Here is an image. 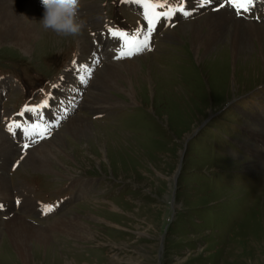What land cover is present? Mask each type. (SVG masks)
I'll use <instances>...</instances> for the list:
<instances>
[{
    "label": "rangeland",
    "instance_id": "1",
    "mask_svg": "<svg viewBox=\"0 0 264 264\" xmlns=\"http://www.w3.org/2000/svg\"><path fill=\"white\" fill-rule=\"evenodd\" d=\"M23 2L33 7L26 24L35 36L27 42L8 36L0 43V129L31 148L44 138H20L17 132L15 138L8 121L22 120L17 113L25 106L45 101L48 107L40 111L46 121L35 119V113L24 117L26 127L35 120L50 127L54 121L46 138L62 130L71 116L81 114L91 122L89 128L77 125L72 134L65 133L63 152L55 149L65 162L54 164L57 176L49 170L32 176L28 171L35 168L19 167L25 153L18 165L13 158L6 168L13 189L6 196L14 197L16 207L22 196L39 198L40 210L51 206L49 214L44 210L27 216L34 223H54L72 210L89 228L81 230L83 238L60 234L49 244L52 248L43 246L40 257L46 264H264V40H255L252 52L243 42L235 59L230 48L226 56L222 51L199 56L203 48L195 51L190 32L182 33L179 25L208 12H236L222 6L225 0H214L193 14H174L160 22L151 50L134 55L136 68L105 73V82L101 79L102 86L94 91L98 72L114 63L120 50L112 46L117 43L107 22L117 16L134 33L146 25L144 17L118 4L125 0H80L79 15L87 27L82 35L63 36L40 25L41 0ZM127 3L137 6L133 0ZM188 3L184 0V8ZM257 10L264 11V0L240 16L253 20ZM171 28L179 39L165 37ZM86 44L91 52L83 58L80 47ZM85 67L92 73L86 84L80 80ZM100 91L107 99L90 101ZM26 139L29 143H23ZM10 212L26 214L20 207ZM1 254L0 264H20L14 254Z\"/></svg>",
    "mask_w": 264,
    "mask_h": 264
},
{
    "label": "bare ground",
    "instance_id": "2",
    "mask_svg": "<svg viewBox=\"0 0 264 264\" xmlns=\"http://www.w3.org/2000/svg\"><path fill=\"white\" fill-rule=\"evenodd\" d=\"M221 1L223 0H218V3ZM213 3H214V0L212 4ZM200 5H201V0H191V3L187 4V6L189 7L188 8L186 7L185 11L193 13L195 10L197 11ZM225 10H222L221 12H219V10L218 12H215V11L208 12L202 19L197 18L195 20L183 21L179 25L180 30H182V33L183 31L190 32V36L192 38V41L194 42L193 44L195 45V48H194L195 51L199 47L203 48V49H199V53H198L199 56L201 54L209 55V53H212L211 55H209L210 57L213 55L218 56L220 55V51H222L221 53L226 56V53L228 52V48H230L232 59L233 58L235 59V57L239 56L240 54L239 46L242 47L243 44L245 43L244 45H247V49L245 50L246 51L249 50L252 52L255 46V43H256L254 41L257 40V42H261L264 40V23L259 24V22L261 21L264 22V20H261V19L257 20L255 18L253 20L251 19L252 20L251 21V20L242 18L240 15H237V13L234 12L230 8H227ZM29 12L33 13V7L24 3L23 0H0V43L4 42V40L7 39L8 36H13L15 37L16 40L18 39L21 42H27L35 36L34 32L30 30L29 26H27L26 24L27 15L31 16V13ZM231 13H233L237 17V19H235V16L232 15ZM12 14H17V15H12ZM175 15H177V17L183 16V14L178 11L175 13ZM13 16H17V17H13ZM233 19H235L236 21L232 25H229L228 23L231 22ZM96 22L99 23L101 22V20L99 19ZM204 28L206 29L204 30ZM152 34H151V39H152ZM165 37H170L171 39H179V34L176 33L175 29H171L165 34ZM218 44H221L223 46L221 47V49H219L218 52L217 51L213 52V50L217 48ZM24 46L28 47L27 44H24ZM80 48H82L80 51V56H83V58H85L90 55V53L87 54L88 50L91 52V47L89 45L86 44L84 46H81ZM78 58L80 57L78 56ZM117 61L118 60L113 61L114 63L104 65L103 69H101L98 72L97 74L98 79H96V81L98 82L99 87L95 89L94 91H97L102 86L100 85L101 79L103 82H105V79H104L105 73L110 72V71L118 72L120 70L129 72L130 70H134L136 68V65L139 60H136L134 56L131 58H127V60L125 59V61H120V62H117ZM176 79L177 81L179 80L177 77ZM42 82L49 83L50 78L49 79L43 78ZM177 84H175L176 88L181 89L182 87L178 86ZM23 86H25V84H23ZM91 92H89V95ZM14 96H16V92L14 93ZM106 96H108L107 93L105 92L102 93L100 91L98 93H95L93 97L90 96L91 97L90 101L93 102L97 100L100 101L102 99H107ZM20 98H23V97H20ZM10 107L13 108L15 106L11 105ZM14 111L15 110H13L12 113ZM24 116L22 117V120H16V119L10 118L8 123L10 124L14 120V121L22 123L24 126L25 125L28 126L27 120ZM54 125H55L54 121H51L50 129H52ZM77 125H84L85 128H89L91 127V122L87 120V117H83L81 114L71 116L62 130H57L54 132V136H53L54 138L53 137L44 138L40 140L38 143H34L31 148H26V149L23 147L21 143L15 142L14 140H10V138L8 139L6 135L0 129V202H4L3 204L0 203V205H3V207L0 208V213L4 212L5 214H8L7 216L5 215L6 216L5 218H2L0 216V256L3 257L1 253L5 251L7 252V255L14 254L16 259L19 260L20 264H30L32 260H33L32 261L33 264H46L45 262L46 260L40 257V252L43 246L46 247L48 245L49 248H52L50 247L51 245L50 243L53 241V239L57 241V239L61 237V236L59 237L60 234L64 235L62 237L68 238V239L71 236L76 237V238L78 237L83 238L85 237V234L84 235L81 234L82 232L81 230H86V232L89 231L88 230L89 228L87 227V225L84 222H81L80 216L76 213V211H72V210L70 213H67L66 215L64 214V216L61 217L59 221H55L54 223L53 222L52 223L48 222L50 224L34 223L33 220L27 217V216H32L31 213H41V211H44V210L48 211L47 212L48 214L51 212V210H48V208H45V207L44 209L40 210L42 204L37 205V203H39L38 202L39 198H35L38 200L37 201L35 199L29 200L22 196L21 201L19 202L20 204L19 207L21 208V210H23L24 213H26V214H23V213H18V212H10L11 209L19 208V207L15 206L16 200H14V197L11 201L6 196V195L13 193V189L8 183V181L10 180L9 179L10 176L6 172V168L8 167L10 160H12L13 158H17L18 161L16 162L15 165H18L20 161L19 160L20 155L21 154L23 155V153H25V156L22 157V162L19 164V167L22 166L23 168L28 165L32 166V168H35V170H30V171L27 170L31 175L34 172L38 174L39 173L43 174L42 172H48L47 170H49V172L55 176L57 172H59L60 170L55 169L54 164L57 167H60L61 163L65 164L64 161H60V159L57 158L58 155L56 154L55 149H60L61 152H63L61 145L62 144L67 145L66 144L67 142L65 140L66 138L65 133L72 134L73 129H75ZM15 132H17L20 138L23 137L24 135L21 129H16ZM54 139L56 140L54 141ZM56 142H59V143L56 144ZM260 153H262V155L264 156V153L262 151H260ZM251 162L252 161H250L249 164H251ZM66 166H64L63 169ZM253 166H255V164H253ZM249 167H250V170L254 169V167H252L251 165ZM51 169H54L55 171L53 172L51 171ZM261 169H264V166ZM72 172L74 173L75 171H72L70 169V173ZM64 177H66V175H64ZM1 195H4V197H2ZM6 210H8V213ZM48 217H50V215ZM80 228H83V229H80ZM68 239H66L65 241L69 243V241L71 240H68ZM258 243H260V241ZM52 246L55 247L54 245ZM253 253H256V251Z\"/></svg>",
    "mask_w": 264,
    "mask_h": 264
},
{
    "label": "snow or ice",
    "instance_id": "3",
    "mask_svg": "<svg viewBox=\"0 0 264 264\" xmlns=\"http://www.w3.org/2000/svg\"><path fill=\"white\" fill-rule=\"evenodd\" d=\"M135 4L142 8L143 16L146 21L145 26L137 29L134 33H128L124 30L118 29H108V34L111 38L117 39L120 42V50L118 58H130L136 54L142 53L147 50H151L150 40L151 34L156 30L157 25L162 22V20L170 18L177 11L187 16L191 13L185 11L183 6L184 0H180L179 4L174 5L170 0H133ZM213 0H201V6L212 3ZM257 0H225V4L222 6H230L235 9L237 15L242 13L251 12L255 7ZM163 9V11H161ZM85 75L80 76L82 83H87V78L92 75L91 71L85 67L83 68ZM48 107V101H45L40 106H25V109L18 116L23 117L25 112L35 113L38 120L41 116V108ZM16 129H21L23 133L32 137L34 135H39L41 138H46L50 133V127L46 123H33L29 127H25L22 123L17 121H12L8 126L7 130L15 134ZM25 149L29 147V144H24ZM19 203V201H17ZM3 205H0L2 208ZM51 210V206H49Z\"/></svg>",
    "mask_w": 264,
    "mask_h": 264
},
{
    "label": "clouds",
    "instance_id": "4",
    "mask_svg": "<svg viewBox=\"0 0 264 264\" xmlns=\"http://www.w3.org/2000/svg\"><path fill=\"white\" fill-rule=\"evenodd\" d=\"M44 15L39 21L45 30L58 35L79 36L87 27L80 18V0H41Z\"/></svg>",
    "mask_w": 264,
    "mask_h": 264
}]
</instances>
